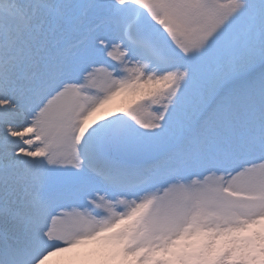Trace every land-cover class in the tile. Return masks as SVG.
I'll return each instance as SVG.
<instances>
[{"label": "snow or ice", "instance_id": "1", "mask_svg": "<svg viewBox=\"0 0 264 264\" xmlns=\"http://www.w3.org/2000/svg\"><path fill=\"white\" fill-rule=\"evenodd\" d=\"M0 264H264V0H0Z\"/></svg>", "mask_w": 264, "mask_h": 264}]
</instances>
